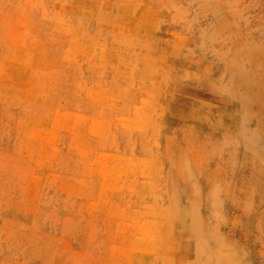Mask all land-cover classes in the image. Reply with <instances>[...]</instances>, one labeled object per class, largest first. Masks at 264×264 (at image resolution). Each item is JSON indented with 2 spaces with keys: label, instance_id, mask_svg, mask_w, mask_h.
<instances>
[{
  "label": "rangeland",
  "instance_id": "374dc122",
  "mask_svg": "<svg viewBox=\"0 0 264 264\" xmlns=\"http://www.w3.org/2000/svg\"><path fill=\"white\" fill-rule=\"evenodd\" d=\"M0 264H264V0H0Z\"/></svg>",
  "mask_w": 264,
  "mask_h": 264
}]
</instances>
